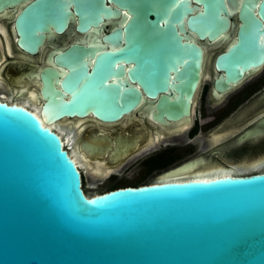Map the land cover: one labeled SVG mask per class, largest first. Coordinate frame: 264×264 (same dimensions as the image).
Returning a JSON list of instances; mask_svg holds the SVG:
<instances>
[{
    "label": "water",
    "instance_id": "water-1",
    "mask_svg": "<svg viewBox=\"0 0 264 264\" xmlns=\"http://www.w3.org/2000/svg\"><path fill=\"white\" fill-rule=\"evenodd\" d=\"M6 6L20 7L9 57L23 68L20 79L5 77L37 81L41 119L0 101V264H264V170L88 197L46 126L98 119L75 148L123 166L192 125L210 64L218 100L264 67V0H0Z\"/></svg>",
    "mask_w": 264,
    "mask_h": 264
},
{
    "label": "flooded vegetation",
    "instance_id": "flooded-vegetation-1",
    "mask_svg": "<svg viewBox=\"0 0 264 264\" xmlns=\"http://www.w3.org/2000/svg\"><path fill=\"white\" fill-rule=\"evenodd\" d=\"M14 11H15V7H11V6H6L0 9V23L6 25L10 37H11V27H12L13 19L8 20L7 18L11 16L14 13ZM15 15H16V12H15ZM5 39L6 38H5L4 33L0 30V62L4 60L3 43L5 44V47H6L5 56H7V61L9 60L8 64H6L5 68L2 70V75L7 70L11 62L13 61L9 57L10 54L7 50V43ZM10 39L12 41V48L15 49V43L13 42L12 38ZM263 70H264V67L257 74H259ZM253 76H250V78L244 81L241 85L244 86L245 83L248 80H250L251 77ZM3 78L5 79L8 86H10V89H13L14 86H12L10 81L7 80V78L5 77V74L3 75ZM240 86H238L237 88H239ZM235 89L229 92L227 91L224 97L219 100L213 98L211 95V103L213 104V106L214 107L220 106V104ZM248 90H249L248 88L243 89V93H241L242 95H238L234 97L232 101L228 100V102L220 106V108L224 110L218 113L216 112L213 115L211 122L214 121V124H219L221 121H223V123L217 130H215V132L209 134L208 138L207 137L205 138L204 136L201 135L202 131L200 130V127H198V116L197 114L194 113L193 123L187 129H185L184 131L180 133H175V135L173 136L166 137L162 139L160 143L158 142L157 144L152 145L151 147H148L149 149L157 145L161 147V149H155L153 153H150L146 158L148 159V161L146 162V165L149 167L150 172H152L153 170L159 169V168H164L165 166H168L169 164L173 163L179 158H182V156L178 157L177 154L175 155L176 149H178L181 146H187V145H192L194 146V148L202 147L203 149L205 148L206 145H209V147H207L206 150L204 149V151H202L199 155H195L187 159H182L181 162L166 168V170H163L162 173L167 170L181 166L182 164L190 160L201 158V157H204L207 160L206 162L209 161L207 163L208 165L218 164V165H223L225 168H231L234 165H238V163L239 164L245 163L246 166L253 165V163L256 161L258 163L259 162L262 163L264 161L263 160L264 156L255 158V157H252V155L262 150L264 152V132L259 134L254 130L256 128L264 129V123L263 124L259 123L262 120V118H264V97L260 98V96L264 94V88H262V86L259 88H254L252 89L251 94L249 96H246L247 93L249 92ZM241 98L243 99L239 101V99ZM234 104H236L235 108L233 107ZM249 131H251L250 133L251 136L250 137L248 136L247 138L245 137L242 138V136L246 135V133ZM185 132H187V138L184 134ZM174 136H182L184 139L186 138L188 140L187 142L184 140V143H180L178 141H171L170 138ZM195 139L196 141L193 142V140ZM66 148L68 149L67 145H66ZM148 148H145L142 151H139L138 153L134 154L133 157L138 156L142 152H146V150H149ZM193 151L194 149L192 150V152ZM124 165L117 168L116 169L117 171L116 170L112 171L109 176L111 175L113 176L114 174L116 175L117 173H119L120 169L124 167ZM241 165H244V164H241ZM81 171L83 175H85L83 169H81ZM109 176L104 177L102 180L108 178ZM83 180H84V176H83ZM147 183H151V182H147ZM136 185L140 186L143 184L136 183L133 185L131 184L123 185V186L115 187L112 189L126 187V186H136ZM83 186H84V181H83Z\"/></svg>",
    "mask_w": 264,
    "mask_h": 264
},
{
    "label": "rangeland",
    "instance_id": "rangeland-1",
    "mask_svg": "<svg viewBox=\"0 0 264 264\" xmlns=\"http://www.w3.org/2000/svg\"><path fill=\"white\" fill-rule=\"evenodd\" d=\"M5 56V53L3 54ZM3 58H6L4 57ZM17 61H12V63L8 66L6 70V77L10 80H18L21 78V75H15L14 72L18 71L23 68V66L19 63L16 64ZM20 62V61H19ZM212 64L209 66V76L206 77L204 80V83L202 85L201 91L199 93L196 105H195V114L198 116V127H200L201 135L205 138L209 137V134L215 132L223 123L221 121L219 124H214V121L211 122L213 115L217 112H221L224 109H221L220 106L224 105L228 100L232 101V99L238 95H242L243 89L248 88L249 92L246 96H249L252 92V89L259 88L262 86L264 88V70L260 72L259 74L251 77L250 80H248L245 85H241L239 88L235 89L233 92L229 94V96L220 104V106H213L211 103V87L213 85V77H212ZM56 74V71H53V76ZM5 79L3 78V82ZM33 82V80H32ZM6 81L4 82V85L6 86ZM8 87V88H7ZM244 87V88H243ZM0 87V91H8L7 94L11 95L13 98V89H10L9 86ZM255 93V91H254ZM245 96V97H246ZM243 98L239 99L242 100ZM13 100H21L20 98H13ZM233 107H236V104L233 105ZM66 129H69L68 126H66ZM257 133L261 134L264 132L263 128H256L254 129ZM80 131V129H78ZM183 134V133H182ZM187 138V132L184 133ZM81 136V134H80ZM80 138V137H79ZM184 139L182 136H174L171 137V141H178L180 143H184V140L187 142L188 139ZM166 140V139H165ZM198 140V139H197ZM193 140V142H195ZM223 142V141H222ZM220 142V143H222ZM68 146V144L66 143ZM69 147V146H68ZM209 147V145L205 146L206 148ZM155 149H161L159 145L154 147V149H151L147 152L140 153L138 156L131 158L129 161H127V165L125 164L124 167L120 169V172L116 175L109 176L108 178L102 180L96 177H93L89 174V176L84 175V189L87 194L94 195L96 193H101L104 191L111 190L112 188L123 186V185H133V184H145L147 182L155 181L158 176L161 175L163 170H166V168L173 166L174 164H177L182 161V159H187L190 157H193L195 155H199L204 149L202 147L194 148L192 145L187 146H181L178 149H176L175 155L177 154L178 157L182 156V158H179L178 160L174 161L173 163L169 164L168 166H165L164 168H159L156 170H153L150 172L149 167L146 165V162L148 161L147 156L150 153H153ZM194 151L192 152V150ZM264 156L263 150L252 155V157L259 158ZM135 159V160H134ZM133 161V162H132ZM239 164V163H238ZM245 164V163H241ZM257 170V169H253ZM264 168L259 169V171H263ZM253 172V171H249ZM247 172L243 173L246 174ZM102 180V181H101ZM99 182V183H98ZM93 185V186H92Z\"/></svg>",
    "mask_w": 264,
    "mask_h": 264
},
{
    "label": "bare ground",
    "instance_id": "bare-ground-1",
    "mask_svg": "<svg viewBox=\"0 0 264 264\" xmlns=\"http://www.w3.org/2000/svg\"><path fill=\"white\" fill-rule=\"evenodd\" d=\"M19 8L20 7H17V9L14 11V13L11 16H9L7 19L12 20L15 17V12L17 10H19ZM0 30L5 35V38H6L5 40L7 43L8 52L13 53L12 41L10 39L11 37L8 33L6 25L0 23ZM1 41H2V39H1ZM3 51L6 55V52H5L6 47H5L4 43H3ZM20 53L23 56V58H25V59H29V58L34 57L30 54H27L26 52H24L22 50H20ZM4 82H3V78H2V72L0 69V87L5 88L6 86H8V84H6V83H5L6 84V86H5ZM36 82L37 81L33 80V82H31V83H29V82L20 83V84L14 86L15 90H19V89L23 90L21 93L24 96L23 99L18 100V101H14L13 100L14 97L12 98L11 95L6 93L8 91H6V92L0 91V101H6L9 104L15 103L16 105H21V106L27 107L28 109L33 111V113L38 118L41 119L40 113H39L41 104L38 103V100L36 97V95H37V91H36L37 88H35ZM9 88H10V86H9ZM67 120H69V122L64 123V124L51 123L49 125H46V123L44 121H42V122H43V125L48 126L50 129L55 130L58 134H60L59 136L63 140V145H66V143L68 144V146H69L68 151H69V154L71 156L70 158H72L74 160V162L80 167V169H83L85 176H89V174H90L91 176L97 178L100 175V176H102V178H99V180H100L106 176H109L112 171H115L116 169H114V168H107V167L100 166L96 163H92L90 160L87 159V157H85L83 154H81L75 148V144L78 143L80 134H82L83 129H85L86 127L91 126V125L96 126L99 124L101 125L103 123L100 122L98 119L92 117V116L88 117V118H78V119L68 118ZM65 124H67V125H65ZM66 126H68L69 129H66ZM79 128H80V131H78ZM185 129H187L186 125H183L182 127L175 129V131L173 133H180V132L184 131ZM162 135H163V132H162ZM158 140H160V138H158ZM154 147H156V146H153L151 149H154ZM151 149H149V150H151ZM149 150H146V152ZM208 162H197L194 166L190 165L188 167L182 168L181 170L178 171L177 175H175L173 178H169L165 175L162 177L164 179L159 180V181H154V182L161 183V182H168V181H185V180H190V179L191 180H199V179L210 180V179H214V178H218V177H225V176L232 177L235 175H243V173L253 171V169L259 170V169L264 168V163H263L264 161L262 163H260V162L258 163L256 161L253 163V165H250V166H246V164H244V165L238 164V165H234L231 168H225L223 165H218V164L217 165H210V164L208 165L207 164ZM126 165H127V163H126ZM85 194L88 197L92 196V195L87 194L86 191H85ZM97 194H100V193H96L94 195H97Z\"/></svg>",
    "mask_w": 264,
    "mask_h": 264
}]
</instances>
